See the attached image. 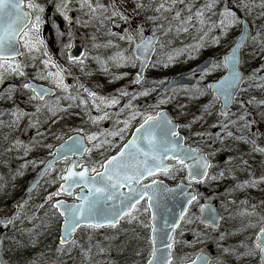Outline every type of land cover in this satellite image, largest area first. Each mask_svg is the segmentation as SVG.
I'll use <instances>...</instances> for the list:
<instances>
[{"label":"snow or ice","instance_id":"1","mask_svg":"<svg viewBox=\"0 0 264 264\" xmlns=\"http://www.w3.org/2000/svg\"><path fill=\"white\" fill-rule=\"evenodd\" d=\"M68 3L69 0H57L55 4V10L65 20L71 19L67 14ZM219 3L220 0H206L199 7H195V0H149L147 4L143 3L142 0L141 2H137L133 8L134 14H138L136 12L137 9L147 8H151L155 13L147 17V20L152 21V34L151 36H146L142 24L137 25L135 30L129 26V28L124 30L123 35L110 32L109 35H119L121 40H127L129 44L134 42L135 37L133 33L135 32L139 34V41L135 42L132 48V55H125L124 51L126 50H123L109 57V60L115 61L118 65L131 61L133 62V66L134 62L139 60L141 68L143 69L149 63L147 54L149 52H155L157 46H159L161 50L160 57L153 66L167 67L170 63L175 62L176 55L181 54L183 51L203 47V41L212 29L215 28L227 34L229 28L240 24V34L233 41L232 47L223 56L222 61L210 59L208 64L201 69V79L221 67L226 70L225 75L214 82L205 84L203 87L196 84L191 88H185L186 93L191 94L192 98H197L211 92L213 99L203 105L205 111L210 109L216 100L222 99L223 104L221 105L220 115L227 118L229 116V105L235 101V97L242 90L241 86L245 80H264V77H257L255 73L250 77H245L240 71V64L243 59L242 50L248 46L249 42L257 45L260 52L264 53V24H261L256 29L255 35H253L251 25L242 20L237 14L238 11L250 13L252 8L256 6V0H239L235 5V9L229 7L228 0H224L223 7L220 8L219 12H213V15L219 17L217 20H212L206 16V13L215 9ZM179 5H183V7H179ZM259 6L264 9V0H260ZM80 7H87L91 17H95L98 12L101 13V24L108 20L115 23V20H112V18L119 17L121 21L131 25V20L133 19L132 16L120 11L114 3L111 5H105L99 2L93 4L91 0H80ZM109 7L112 9L111 14L107 16L102 15V13L108 12ZM194 7L195 11H193ZM26 8L28 10H25ZM43 13L44 6L34 2V0H0V84L4 82L5 74L27 75L24 71L26 65L16 58L24 55L20 50L21 46L29 54L41 51V46L45 44L43 38L39 35L40 27L44 23L42 19ZM261 16H264V12H261ZM158 21L160 22L157 23ZM77 22L79 23V20ZM165 23L167 26H165ZM192 28L196 29L197 32H201L205 28L208 31H205L195 44L185 45L184 48H169L167 51H164L166 44L161 40L160 36H157L158 31L161 36L168 37L173 32L179 35L188 32ZM69 35L71 34L69 33ZM212 41L213 43H219V35L213 36ZM171 43V40L167 41V44L170 45ZM111 44L112 41L109 40L106 46ZM68 46L70 45H66V47ZM43 55L47 57L42 61L45 68L51 65L52 67H57V71L44 72L39 70L37 75L41 79H50L66 95L56 97L54 102L48 101L45 100V97L52 95L54 89L38 86L32 82L23 83L21 87L23 89H29L33 93L29 99H38L41 101L36 106L35 113L32 115L39 114L42 110L56 115L57 112L64 110L60 106L61 99L71 101L79 99L81 105L87 104V101L79 97L78 94L72 95L69 92L70 86L64 82L63 70L59 69L51 58L48 57L46 48L43 51ZM188 55L191 57V51L188 52ZM68 58L83 65V60L80 57L69 55ZM32 59L35 60L34 55ZM140 79L141 74L138 72L133 83H139ZM255 86L264 87V85L260 84ZM80 87L84 86L80 85ZM14 89L15 85L10 86L5 90L4 94L0 95L5 99H10ZM175 90L176 86L172 82L166 85L165 91ZM84 91L88 93L89 97L93 98V105L99 109L100 106L96 103L97 94L88 88H84ZM148 92L149 90L145 89L143 92L137 93V95L147 96ZM121 94L127 95L128 93L124 91ZM170 99L172 97L165 96L158 103H166ZM99 100L108 106L119 103L116 97H99ZM238 103L243 104L244 102L238 101ZM249 103H251V100H249ZM259 103L264 105V100L259 101ZM71 106L69 105V107ZM131 106V102H129L124 105L121 111ZM28 115V113L19 108L13 109L11 112L12 122L10 126L16 125L21 117ZM247 115H250V113L245 111L238 117L239 121L244 122L240 125V129L246 134L238 136L236 139L250 144L252 152L264 154V147H261L257 143V139L252 138L264 136V132H260L259 130L252 131L253 125L264 123V112L260 113V121L247 120ZM137 116L143 117L142 122L132 133V138L124 143L115 155L107 156L102 161H94L91 167L87 162L78 160H72L71 163H67L68 157L65 153H71L73 156H83L84 153L92 151V148H89L85 144L84 137L77 135L75 137H69L72 143L68 144L65 142L61 146L62 151L58 150L51 153L52 159L38 173V177L42 179L55 167L57 161L64 160L66 162L65 168L61 169L57 176L49 182L50 184H55L57 181H62V183H60L55 191L48 193L46 201H51L53 197L60 196L61 194L74 196L76 201L68 203L67 201L57 199L49 206L51 216L56 217L59 215L63 220L62 233L56 252L68 254L74 248H79L81 264H114L112 261L97 260L95 257L109 251L112 247L111 241L115 237L106 236L105 240H108L109 244L104 245L100 241L93 243V238L89 235L87 245L85 246V244L80 243L75 238L74 234L82 226L90 230H97L105 226L116 229L123 220L128 224H131L133 221H138L142 227L150 229V235L147 237L150 250L145 264H229L230 260H234L236 264H250L251 259L257 257L258 264H264V214L258 213L255 205L252 206L251 210L244 208L238 212L239 216L247 219V224L242 223L241 229L237 231H243L246 228H256L257 226L259 228L255 232V239L252 240L251 244L246 242L248 239L246 238L245 240L239 241L236 245L223 246L220 241L225 239L226 233L221 232L215 243L217 249H222V251L215 257L203 249L194 253V259L187 253L179 257L174 254L175 246L178 243L176 240L177 229H181L182 222L184 224H191L194 219H198L205 227L218 229L219 221L223 219L215 208H210L207 204L199 205L200 215L198 217L195 214L191 217L188 215L190 206L194 202L198 203L200 194L194 191L190 192L187 189L191 187L193 181L203 183L208 178V169L211 167V164L208 159V154L202 152L199 148H192L190 145L184 143L185 138L178 131L181 125L174 123L163 110L155 114L136 111L129 112L128 118L123 121H117V124L122 123V127L116 128L115 130H104V139H97L101 135L100 133H89L87 139L90 142L94 141L93 148H103L107 144L110 150L115 145L107 137L119 136L123 140L125 131L130 127L131 121L135 120ZM106 118H108L107 112L92 117L94 122ZM200 118L202 117H194V120ZM3 123L0 120V124ZM38 124L39 120L37 119L36 121L30 122L29 127ZM236 124L237 121L231 119L227 123H221L220 127L223 134L218 132L216 133V137L221 142H223L225 136L232 137L234 133L229 130V125ZM184 127H191V124H186ZM194 134L201 137L205 135L203 132ZM16 143L19 144L20 141H16ZM47 147L52 146L47 145ZM229 159L232 158L229 157ZM40 162L44 163L43 161ZM244 163L247 164V161H244ZM97 165L101 170H97ZM77 167L81 170L76 171L75 169ZM185 170L187 171L185 177L188 181L187 185L181 181L175 188H169L163 181L155 178L148 180L147 183L144 182L147 178L155 177L157 174L174 177L177 173ZM220 175L222 176L223 173H220ZM216 178L212 177V179ZM261 181H264V175L259 178V181L256 179L245 180L243 184H237L236 187H243L244 185L255 187ZM75 188H80V191L74 192L73 189ZM169 195H171L173 200H176L177 195L181 198L174 205V208L179 209L178 212L174 211L173 208H169L165 203ZM142 200L145 202L144 205H140V201ZM242 203L247 202L244 201ZM23 207L24 203H20L17 205V210L12 216L0 218V225H4L5 227L12 225L14 227L15 221L21 216L20 209ZM39 207H43V204L39 205ZM141 213H149L150 222L145 223L139 220ZM48 215L49 213L46 212L45 216L47 217ZM254 217L255 219H253ZM158 219L163 220L162 227L157 226ZM180 235L183 236V229H181ZM204 235L206 234L193 231V239L183 240L182 242L189 247H193L196 244L205 242L200 239ZM232 235H235V232ZM17 243L20 242L17 241ZM93 249H95V252H93ZM140 254V251L136 252L137 256ZM0 264H6V262L0 259Z\"/></svg>","mask_w":264,"mask_h":264},{"label":"rangeland","instance_id":"2","mask_svg":"<svg viewBox=\"0 0 264 264\" xmlns=\"http://www.w3.org/2000/svg\"><path fill=\"white\" fill-rule=\"evenodd\" d=\"M34 2L44 6V13L42 14L44 23L40 27L39 35L43 38L45 44L41 46L40 52L32 54L27 53L21 46L24 55L20 56L17 60L26 65L24 68L25 73L34 72L37 74L39 70L44 72H55L57 71V67L49 65L45 68L42 63V61L47 58L43 55V51L46 48L48 57L51 58L59 69L63 70L62 74L64 81L66 77H75L78 81L89 85L94 91L96 90L99 93V96L96 98V103L100 106L99 109L93 105L92 99L87 97L84 98L87 104L83 105L85 106V114H83L82 117L85 121L83 132L85 133L86 139L89 133H100L101 135L98 136L97 139H104L103 133L105 129L115 130L119 128L116 124V120L113 119L114 115L110 111L112 105L108 106L106 103L101 102L99 97L109 98L112 95L124 97L126 95L121 94L124 91L128 92L130 89L135 91L138 88L141 89V91L147 89L149 92L148 97L146 96V100L147 102L150 101V105L153 104V109H156V105L160 107L164 104H158L156 96L159 97L161 94V87L166 82V78L177 75L183 70L190 69V67L197 64L202 57H214L216 60L222 61V55L228 51L232 45L231 43L239 34L240 24L229 28L227 34L214 28L203 41V47L183 51L181 54L176 55L175 62L170 63L167 67L153 66L160 57L161 50L159 46H157L158 51L150 68L151 70L145 77V81L141 83V85L136 86V83H133L136 63L134 62V66L131 61L126 64L120 63L118 65L115 61L109 60V57L123 50H126L124 51L125 55H132V48L135 42L139 40V34L134 32V42L129 44L127 40H121L119 35H109V33H119L123 35L126 28L131 26V28L135 30L139 24H142L144 32L147 31L148 33H152V21L147 20L148 16L155 14L151 8L137 9L136 12L138 14H134L133 8L135 4L141 2V0H91L93 4L99 2L105 5H111L114 3L120 11L133 17L131 25L121 21L119 17L112 18V20H115V23L108 20L101 24V13L98 12L95 17H91L87 7H80V0H69L67 14L71 18L70 20H65L64 17L55 10L57 0H34ZM142 2L147 4L149 0H142ZM205 2L206 0H195V7H199ZM238 2L239 0H228L229 7L235 9V5ZM223 4L224 0H220L217 7L207 12L206 16L210 17L212 20H217L219 17L213 15V12L218 13L220 8L223 7ZM259 5L260 0H256V6L252 8L250 13L246 11H238L237 13L238 16L244 17L250 22L253 35H255L256 29H258L261 24H264V16H261V12H264V9ZM179 7H183V5H179ZM195 7L193 11H195ZM111 11L112 9L109 7L108 12H104L102 15H110ZM77 20H79V23ZM159 22L160 21L157 23ZM116 23H119L120 26L114 27ZM165 26H167L166 23ZM205 31H208V29L205 28L203 31L197 32L196 29L192 28L189 29L188 32L179 35L173 32L168 37H163L159 31L157 35L165 42L166 48L164 51H167L169 48H184L185 45L195 44ZM69 33L71 35H69ZM217 35L220 37V42L213 43L212 37ZM109 40L112 41V44L106 46ZM168 40L172 41L170 45L167 44ZM62 43L64 46L60 49ZM72 43H80L83 45L86 51L82 59L83 65L78 62H69L67 60L65 50L69 48V46L66 47V45L72 47ZM189 51L192 53L191 57L188 55ZM242 54L243 59L240 65L241 69L245 72V77H250L253 73H255L257 77H264V67H262V65H264V53L260 52L258 46L249 42L248 46L242 50ZM33 55L35 56V60L32 59ZM223 71V67L214 70L210 74L204 76V81L201 83H206L213 78L219 79ZM23 77L27 79L26 76L8 73L5 74L4 82H11L16 78L18 81H21ZM50 83L53 84L51 80ZM257 84L264 85V80H245L244 84L241 86L242 90L236 95L233 106L234 109L227 118H220L219 114L217 116V114L214 113L213 118L215 121H212L210 118L198 123L199 120H197V124L195 126L193 125V127H195V133H205L203 137L195 135L194 138L196 145L202 152L208 153L212 162L209 171L210 175L202 186H198V192L200 191V195L205 198V201L208 200L218 206L223 219L218 229H207L198 222V219H194L191 224L182 223L181 229H183V236L180 235L181 229L177 230L176 235L178 243L175 246L174 254L177 257L187 253L191 258H194V253L200 249H203L205 252H210L215 257L222 251V249H217L215 243L221 232L226 233L225 239L220 241L223 246L236 245L239 241L245 240L246 238H248L246 242L251 244L252 240L255 239V232L259 230L258 226L256 228H246L243 231H237L241 229L242 223L245 225L247 224V219L239 216L238 212L244 208L251 210L252 206L255 205L257 212L264 214V181L259 182L255 187L249 185L236 187V185L243 184L245 180L249 179H256L259 181V178L264 175V154L252 152L250 144L237 140L236 137L246 134L240 129V125L244 122L238 120V117L242 113L245 111L250 113V115L246 116L247 120H261L260 113L264 112V105H261L259 101L264 100V87H256L255 85ZM113 85L119 86L116 88L115 92H111L115 89L112 88ZM16 91L17 92L14 90L12 97L20 95V90ZM60 91V95L62 96L63 91L61 89ZM69 92L72 93V90L69 89ZM184 93L187 94V97L184 98L186 103L183 102L181 105L185 106L183 108L181 105L175 108L171 107L174 112L173 117L177 120H180L182 114L192 115L193 113L192 106L190 107L187 105V103H192L191 94L185 91ZM21 94L22 97L25 98L26 106L29 107L32 112L28 116L35 121L38 119L40 128L44 125L41 131H39V135H37L40 140L43 159L45 155L51 152L55 141H59L60 137H50L49 133L51 131L53 132L55 129L51 130L47 127V123L50 121V119H46L47 111L42 110L41 113L32 115L35 113L36 106L38 105L37 101L30 100L29 97L31 96L24 91V89L21 91ZM152 99H155V102H152ZM249 100H251V103H249ZM238 101H243L244 103L241 104L238 103ZM213 106L215 107V102ZM103 112L108 113V118L94 122L92 117L102 115ZM229 119L237 121L236 125H229V130L232 131L234 135L232 137L225 136L223 142H221L216 137V133L219 132L223 134L220 125L221 123H227ZM135 122L136 119L134 120V123ZM122 126L121 123V127ZM129 129L130 128L125 131L123 140L128 137ZM257 130L264 132V123L253 125L252 131L255 132ZM252 138L257 139V143L261 147H264V136ZM107 139L111 140L115 145L110 150L107 144H105L103 148H93L92 145L94 141L90 142L87 139L88 147L92 148V151L87 153L85 162L89 163L90 167L93 166L94 161H102L110 154H113L118 150L120 146L119 143L123 141L119 136H108ZM47 145H51L52 147H47ZM229 157L232 159H229ZM244 161H247V164H245ZM98 169L99 167L97 165V170ZM56 173L57 170L51 172L48 177H46L43 185L37 190V192L41 194L38 198H34L33 195H26V198H23L25 194L23 192L24 189L22 191L14 189L9 196L7 193L3 192V189L0 191L1 215L8 214L15 208L17 205L15 203L16 199H25L23 202L24 207L20 209L21 216L15 221V226H12L13 229L16 228L18 230L14 231V233L9 236L4 246L6 264H81L79 248H74L68 254L56 252L58 246L57 240L59 237L58 227L60 223L58 216H51L49 206L53 201L57 200L58 197H53L51 201H46L48 193L55 191V184H50L49 182L57 176ZM220 173H223V175L221 176ZM212 177L217 178L212 179ZM228 183H231L230 187ZM44 192L45 194L42 195ZM4 199L6 200L4 201ZM244 201L247 203H242ZM198 203L196 202L189 210V217L193 214L198 217ZM41 204H43V207H39ZM2 205L3 207H1ZM16 210L17 208L15 211ZM46 212L49 213L47 217L45 216ZM30 217L35 218L30 219ZM253 219H255V217ZM139 220L148 223L149 219L147 213H141ZM193 231L205 233L206 235L200 237V239L205 242L189 247L182 241L192 240ZM78 232L76 239L80 243L85 244V246L87 245L89 235L92 236L93 243L100 241L104 245L109 244V241L105 240L106 236L115 237V239L111 241L112 247L110 250L96 256L95 259L97 260H109L114 262V264H144L143 262H145V259L148 257L149 246L147 237L150 229L142 227L138 221H133L131 224L124 221L116 229L106 227L90 230L84 227ZM233 232H235V235H232ZM17 241L20 243H17ZM128 245H132L133 248H128ZM146 250L147 252L145 253ZM137 251L141 253L139 256L136 255ZM93 252H95V249H93ZM129 253L133 255H128ZM21 257L24 259H20ZM229 264H236V262L230 260ZM250 264H258V257L252 258Z\"/></svg>","mask_w":264,"mask_h":264},{"label":"flooded vegetation","instance_id":"3","mask_svg":"<svg viewBox=\"0 0 264 264\" xmlns=\"http://www.w3.org/2000/svg\"><path fill=\"white\" fill-rule=\"evenodd\" d=\"M144 34L147 35L149 33L145 31ZM74 44L76 43H72V46ZM62 46H64L63 43L61 44L60 49ZM71 49L72 47L70 46L69 48H66L65 50L66 58L69 62H77L73 60L71 61L68 58L69 53H70L69 51ZM83 51L84 53L81 59H83L85 52H86L84 50V47H83ZM213 59L215 60L214 57ZM135 63H136V68H137V61ZM151 66H152V63L149 64V66L146 69L147 71L145 72L143 78L140 80L139 83H136V86L141 85V83L145 81L144 79L147 76L148 72L151 70L150 69ZM194 66L190 67V69L188 70H183L180 73L188 74L193 70ZM136 68L133 74L134 80L136 79V73H137ZM26 74H27L26 75L27 79H24L23 77V80L18 81V79L16 78V79H13V81L11 82L10 81L3 82L0 85V94H4L5 90L13 85H15V89H14L15 92H17L16 90H20L19 96L17 97L13 96L10 99H5L3 98L2 95H0V120L4 122L3 124H0V191L3 189V192L7 193V195L9 196V194H12L14 189L17 191L18 190L22 191L24 189L23 192L25 194L23 195L24 196L23 198H26L25 197L26 195H33L34 198L36 197L38 198L41 194L38 193L37 190L43 185L46 177H48V175L51 172L56 171V170H57L56 174H58L61 171V169L65 168L66 166V162L64 160L57 161L55 167L52 170H50L49 174L46 175V177L43 180H41L39 184L36 185L35 189H33L31 192L28 191V188L33 182V180L35 179V176L39 173L40 169L45 165V163L52 157L51 153H54L55 147L61 144L62 142H64L65 139L72 137V136H76V135L84 137L85 140L87 141L85 133L83 131H78L81 129L83 130L85 128V125H84L85 121L83 120V117H82L83 114H85V108H84L85 106L80 104L79 99L74 100V101L67 100V99H61L60 106L64 109L63 111L57 112L56 115H52L51 113L47 112L46 119L47 120L50 119L49 123H47L48 125L47 127H49V129L51 130L55 129L53 132L51 131L49 133L50 137L55 138V136H59L60 140L55 141L51 152L45 155V157L42 159V149L40 147V140L38 139L37 135L39 131H41V129L44 127V125L42 126V128L39 127V124L36 126L29 127L30 122L35 121V120L31 118L30 116H23L17 122L16 125L10 126L12 122L11 112L13 109L19 108L23 110L24 112L28 113L29 115L32 113L30 108L26 106L25 98L22 97V94H21V91L23 90L21 85L26 82H32L38 85H44L47 88L54 89V92L52 95L45 97V100H48V101L54 102L56 97H63L66 94L63 92L61 96L60 89L57 88L55 84H51L49 79H41L34 72H30V73L26 72ZM170 77L171 76L166 78L167 79L166 82L161 87V94L159 95V97L156 96V101L158 102L161 98L165 96L172 97V99H170L168 102L164 103L160 107L156 105V109H153L152 107L153 104L151 105L149 104L150 101L147 102L146 96L137 95V93L143 92L139 88L135 91L130 89L127 92L128 94L124 97H119L118 95L110 96L109 98L116 97L119 100V103L116 105H112L110 109L111 113L114 115L113 119L116 120V122L118 120L123 121L126 118H128L129 112H132V111H136L140 113H151V114H155L156 112L161 111V110L166 111L172 117L173 121L181 125L178 131L185 138L184 143L187 145H190L192 148L193 147L199 148L195 142L194 133L196 131H194L195 127H193V125L195 126L197 124V120H199L198 123H201L203 120L210 119V118L212 121H215L213 118L214 113H216L217 116L219 113L218 100L215 101V107L212 105L210 109L205 111V109L203 108V105L207 104L210 100L213 99L212 94L208 92L205 95L199 96L197 98H192V99H191L192 97L191 96L190 99L192 100V103L191 104L187 103V105L190 107L192 106V110H193L192 115L182 114L180 120H177L173 117L174 112L171 107L175 108L176 106L183 104V102L186 103L184 98L187 97V94H185L184 91H185V88H188V87H180V88H176L175 91L164 92L163 88L168 84ZM189 78L196 79L197 84L203 87L204 83H201V82L204 80L201 79V75H193V76L190 75ZM212 80H215V78L209 80L208 83L211 82ZM64 82L70 86L69 89L72 90L71 94L73 95L78 94L79 97H82L83 99L87 97V95L85 94L84 88L80 87L82 83L78 81L75 77L73 78L66 77ZM117 87L119 86L113 85L112 88H115V89H113L111 92H115ZM24 91H26L30 96L33 95L31 90L29 89H24ZM97 96H99L98 92H97ZM133 97L135 98L133 99ZM154 100L155 99H152V102H155ZM36 101L38 104L41 103V101H39L38 99ZM129 102H131L132 106L130 108L124 109V111H121V109L124 108V105L128 104ZM69 105H72V106L69 107ZM232 110L229 111V114L231 113ZM194 117H202V118L194 120ZM220 118H224V117L221 116ZM142 119H143L142 116H138L136 117L135 123H134V120L131 121V124L129 127L130 129L128 132L129 134L128 137L122 142H120L119 143L120 146L118 150H116L113 154H110V155H115V153L119 151L120 147H122L124 143H126L129 139L132 138V133L136 130V127L142 122ZM186 124H191V127H184V125ZM117 126L121 127V124H117ZM16 141H20V143L17 144ZM86 155L87 153H84L83 156H78V155L77 156H73V155L67 156L68 157L67 163H71L72 160H78L81 162H85ZM40 161H43L44 163H41ZM75 170L80 171L81 169L77 167ZM99 170L101 169H98V171ZM186 173L187 171L185 170V171L177 173L174 177L164 176L163 174H157L155 177L147 178L144 182L147 183L148 180L155 178L160 181H163V183L167 186L174 187V185H177L181 181L185 180V177L187 175ZM89 174L91 175V173ZM60 183H62V181H57V183H55V190L59 187ZM74 192H77V191L75 190ZM44 194L45 192L42 193V195ZM57 197H58L57 199H64L66 201L74 200V196L67 197L65 194H61L60 196H57ZM6 199H4V201ZM24 201L25 199L20 200L18 198L15 200V203L18 205L20 203H23ZM144 203L145 202L142 200L140 202V205H144ZM3 205L1 207H3ZM17 205L8 214L1 215L0 213V218L5 217V216H8V217L12 216L15 209L17 208ZM3 230L4 228L0 226V233H2ZM16 230L18 229L16 228L13 229L12 225H8L6 227L7 236H10Z\"/></svg>","mask_w":264,"mask_h":264},{"label":"water","instance_id":"4","mask_svg":"<svg viewBox=\"0 0 264 264\" xmlns=\"http://www.w3.org/2000/svg\"><path fill=\"white\" fill-rule=\"evenodd\" d=\"M241 19L242 20H244V21H246L245 20V18H243V17H241ZM247 22V21H246ZM249 25H250V23L249 22H247ZM240 28H241V25H240ZM240 28H239V34H240ZM239 34H238V36H239ZM148 36V35H147ZM237 36V37H238ZM236 37V38H237ZM235 38V39H236ZM234 39V40H235ZM232 44H233V42H232ZM231 47H232V45H231ZM230 47V48H231ZM229 48V49H230ZM21 50V49H20ZM229 51V50H228ZM154 53L155 52H149L147 55H148V60H149V63L151 62V58H152V56L154 55ZM81 54H83V51H82V49H81V46L79 45V44H76L73 48H72V50L70 51V53H69V55H72V56H77V57H81L82 55ZM226 54V53H225ZM224 54V55H225ZM19 57V56H18ZM209 58H207V59H205V60H203V61H201L200 62V64H198L197 66H195L196 68L194 69V70H192L190 73H188V74H179L178 76H175V77H171L170 78V81L169 82H172L175 86H176V88H178V87H180V86H185V87H191V86H194L195 85V83H196V80L195 79H189L188 77L190 76V75H194V74H201V69H203L207 64H208V62H209ZM211 60H212V58H211ZM149 63H148V65H149ZM146 69H147V67H145V68H141V64H140V61L138 60V71H137V73L139 72L140 74H141V78H142V76H143V74L145 73V71H146ZM240 71H241V73H242V75H244V71H242V69H241V65H240ZM225 73H226V70L224 69V73L222 74V76L223 75H225ZM221 76V77H222ZM214 82V81H213ZM37 85V84H36ZM38 86H43V85H38ZM43 87H45V86H43ZM45 88H47V87H45ZM84 88H88V89H90L89 87H87V86H85L84 85ZM165 89H166V87L163 89L164 90V92H168V91H165ZM91 90V89H90ZM92 91V90H91ZM86 94H88L87 92H86ZM219 101V109H220V112H221V105L223 104V100L222 99H220V100H218ZM234 102V101H233ZM233 102L229 105V110L231 109L230 107L232 106V104H233ZM164 112H166V111H164ZM167 113V112H166ZM168 114V113H167ZM169 116V115H168ZM170 117V116H169ZM77 136V135H76ZM182 136V135H181ZM72 137H75V136H72ZM183 137V136H182ZM65 142H67L68 144H71L72 143V141L71 140H69V138L68 139H66L65 140ZM65 142H63L62 144H60V145H58L57 147H56V149H55V151L54 152H56V151H58V150H63L62 149V147L61 146H63L64 144H65ZM65 155H67V156H71L72 154L71 153H65ZM78 156H80V155H78ZM52 159V158H51ZM50 159V160H51ZM60 161V160H59ZM45 166V165H44ZM44 167H42V169H43ZM42 169H40V172H41V170ZM209 170V169H208ZM39 172V173H40ZM40 180H41V178H39L38 177V174L36 175V177H35V179H34V182L31 184V186L29 187V191L31 190V189H33L35 186H36V184H38L39 182H40ZM37 181H38V183H37ZM193 182H196V181H193ZM192 182V183H193ZM185 185H187V183H188V181L186 180V181H184L183 182ZM180 184V183H179ZM169 187V186H168ZM176 186H174V187H169V188H175ZM75 189H78L79 191H80V188H75ZM74 190V189H73ZM188 191H190V192H196V190H194L193 189V186L191 185V187L190 188H188L187 189ZM85 191H87V189H85ZM66 196H68L67 194H65ZM75 198V197H74ZM179 199H181L178 195H177V198H176V200H173L172 199V197H171V195H169L168 196V198H167V200L165 201V203L167 204V206L169 207V208H173L174 209V211H176V212H178L179 211V209L178 208H174V205L178 202V200ZM141 202V201H140ZM68 203H73V202H68ZM200 204H207L210 208H215L216 210H217V207L215 206V205H213L211 202H209V201H207V202H201ZM199 204V205H200ZM218 211V210H217ZM219 212V211H218ZM199 215H200V213H199ZM198 215V216H199ZM219 215H220V213H219ZM221 216V215H220ZM149 219H150V214H149ZM199 221V220H198ZM62 223H63V220H62V218H61V226H60V230H59V233H60V235H59V238H60V236H61V233H62ZM200 223V222H199ZM203 225V224H202ZM157 226L158 227H162L163 226V220L162 219H158V221H157ZM203 226H205V225H203ZM208 228V227H207ZM76 235V233L74 234V236ZM6 240V232L4 231L1 235H0V259H2V260H4L5 261V257L3 256V249H4V247H3V244H4V241ZM58 244H59V240H58Z\"/></svg>","mask_w":264,"mask_h":264},{"label":"trees","instance_id":"5","mask_svg":"<svg viewBox=\"0 0 264 264\" xmlns=\"http://www.w3.org/2000/svg\"><path fill=\"white\" fill-rule=\"evenodd\" d=\"M228 186L230 187L231 186V183H228ZM200 199L201 200H203V199H205L204 197H202V195L200 196ZM133 248V246L132 245H128V248ZM147 252V250L145 251V253ZM144 253V254H145ZM128 255H133V254H131V253H129ZM20 259H24L23 257H21ZM144 259V258H143ZM146 260V259H145ZM146 262V261H145ZM145 262H143V263H145Z\"/></svg>","mask_w":264,"mask_h":264}]
</instances>
